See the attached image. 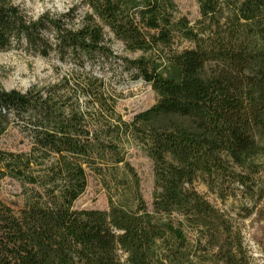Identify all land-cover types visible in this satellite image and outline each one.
<instances>
[{
  "label": "trees",
  "instance_id": "1",
  "mask_svg": "<svg viewBox=\"0 0 264 264\" xmlns=\"http://www.w3.org/2000/svg\"><path fill=\"white\" fill-rule=\"evenodd\" d=\"M192 25L174 0H83L87 10L29 19L0 0V53L22 48L70 72L26 92L0 87V139L16 129L27 150L0 149V264H250L244 237L192 184L222 200L264 176V0H197ZM121 58L158 97L127 122L116 112ZM177 41L190 47L179 50ZM153 163L149 210L127 144ZM95 174L107 210L76 202ZM264 195V190L259 198Z\"/></svg>",
  "mask_w": 264,
  "mask_h": 264
},
{
  "label": "rangeland",
  "instance_id": "2",
  "mask_svg": "<svg viewBox=\"0 0 264 264\" xmlns=\"http://www.w3.org/2000/svg\"><path fill=\"white\" fill-rule=\"evenodd\" d=\"M179 14L187 18L193 25L199 18V5L197 0H174ZM15 5L23 10L32 20L44 14L58 16L74 11L76 23L85 14L87 8L83 0H15ZM109 46L118 63L114 76V85L117 90L111 91L117 97L116 112L124 121L130 122L139 113L152 108L158 100L152 88L143 80H136L133 72L124 71L121 67V58L136 59L141 56L139 52L128 51L125 46L116 40L113 35L107 34ZM178 49L189 48L184 41H177ZM70 72V69L57 63L55 60L44 59L39 55L22 48H13L0 53V87L6 91L17 90L26 92L34 86L54 83ZM28 145L16 129H9L8 133L0 139V149L27 150ZM126 159L134 168L140 179L142 197L152 209L154 196L153 163L145 152L134 143L126 146ZM256 186L252 191L235 185L232 194L222 200L216 191L210 189L201 178L194 181L192 188L204 196L221 213L226 214L241 230L244 244L250 257V264H264V176L256 178ZM20 186L16 182L5 179L0 183V200L7 203L21 204L18 197ZM108 192L101 180L93 173L88 178V188L85 194L76 202L75 208L79 210H107Z\"/></svg>",
  "mask_w": 264,
  "mask_h": 264
}]
</instances>
